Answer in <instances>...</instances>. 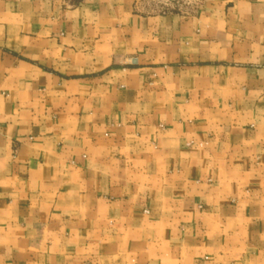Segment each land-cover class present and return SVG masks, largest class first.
Listing matches in <instances>:
<instances>
[{"label":"crops","instance_id":"0c3cea01","mask_svg":"<svg viewBox=\"0 0 264 264\" xmlns=\"http://www.w3.org/2000/svg\"><path fill=\"white\" fill-rule=\"evenodd\" d=\"M0 264H264V0H0Z\"/></svg>","mask_w":264,"mask_h":264},{"label":"rangeland","instance_id":"374dc122","mask_svg":"<svg viewBox=\"0 0 264 264\" xmlns=\"http://www.w3.org/2000/svg\"><path fill=\"white\" fill-rule=\"evenodd\" d=\"M157 2H163L165 4H167L168 6H180V5H184L187 1L189 0H155Z\"/></svg>","mask_w":264,"mask_h":264}]
</instances>
